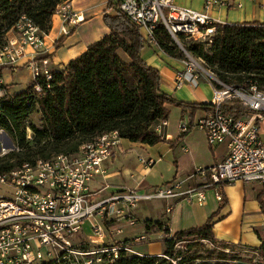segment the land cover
<instances>
[{"label":"built area","instance_id":"2783aa9c","mask_svg":"<svg viewBox=\"0 0 264 264\" xmlns=\"http://www.w3.org/2000/svg\"><path fill=\"white\" fill-rule=\"evenodd\" d=\"M119 11L144 33L148 47H158L156 30L162 26L181 50L184 71L176 76L175 87L197 88L201 80L212 86V112L196 121L212 148L224 146L226 158L214 166L196 168L183 180L140 193L128 187L103 196L102 188L94 192L92 183L106 176L104 164L121 147L117 131L105 133L84 143L75 154H60L49 160H39L0 174V264H113L123 256H143L131 245L146 241V236L120 240L125 229L137 223L136 210L141 202L184 199L204 204L205 191L236 182L264 184V90L257 85L237 86L219 80L201 58L184 46L185 41L211 47L219 28L208 11L220 7L222 0H205L204 11L178 6L175 0H116ZM241 8V5H238ZM62 21L61 34H70L78 24L71 11L70 0H64L55 11ZM228 24V23H227ZM5 38L0 48V60L15 64L30 56L27 68L33 81L38 77L51 79V62L40 58L44 52L45 34L30 20L22 17ZM30 50V52H28ZM1 86V82H0ZM0 95H4L1 92ZM227 103L251 111L235 118L223 110ZM164 121L156 132L165 140ZM189 128L185 122L180 134ZM30 138V135H29ZM7 154V150L2 148ZM188 153V147H183ZM146 168L155 164L140 159ZM199 184H192L194 181ZM94 196L96 199L94 200ZM171 208L167 209V213ZM91 220L90 244L76 238L86 221Z\"/></svg>","mask_w":264,"mask_h":264},{"label":"trees","instance_id":"16d2710c","mask_svg":"<svg viewBox=\"0 0 264 264\" xmlns=\"http://www.w3.org/2000/svg\"><path fill=\"white\" fill-rule=\"evenodd\" d=\"M63 1L0 0V48L5 44L7 33L22 17L48 35L56 8ZM109 12L111 14H106L104 19L111 31L109 35L91 45L66 68L53 69L51 79L38 77L25 90L7 92L0 97V131L7 132L16 146L15 151L0 157V174L25 163L75 154L84 143L114 131L131 143L156 146L165 141L156 127L168 121V106L189 112L192 123L198 114L212 112L211 104L178 102L165 93L159 71L142 58L145 43L139 28L119 11L116 0H110ZM155 38L165 54L176 59L183 57L162 26L156 30ZM184 46L195 57L203 59L224 83L255 84L264 90V24H226L219 28L211 47L205 49L191 41H185ZM223 110L235 118L251 113L230 103L225 104ZM34 114L40 116V127L30 123ZM29 129L33 132L30 138ZM225 186L218 188L220 210L228 204ZM218 215L210 217L202 227L173 236L167 225L147 221V226L154 225L165 234L163 255L123 256L113 264H185V260L191 264L198 261L200 264H253L252 261L264 264V240L259 248L247 249L215 238L214 224ZM180 243L186 248L184 252L176 251ZM208 244L214 249H207ZM237 248L252 253L251 262L244 261L236 253ZM226 249L231 250L227 253Z\"/></svg>","mask_w":264,"mask_h":264},{"label":"crops","instance_id":"0c3cea01","mask_svg":"<svg viewBox=\"0 0 264 264\" xmlns=\"http://www.w3.org/2000/svg\"><path fill=\"white\" fill-rule=\"evenodd\" d=\"M222 1L224 3L222 6H216L208 11L216 21L225 24H264V0ZM204 2L205 0H175L178 6L200 12L204 11ZM109 3L110 0H71V11L78 17V24L70 27L69 35L63 36L62 21L54 15L51 30L44 39V52L41 53L40 58L48 57L51 68L62 70L71 61L84 54L91 45L109 35L111 31L104 20L106 14H111ZM238 5H241V8H238ZM11 34L10 31L9 35ZM141 34L144 35L143 32ZM57 43L59 45L56 47ZM30 58L26 56L13 65L0 60V82L4 87L2 94L23 91L33 82L32 74L27 68ZM142 58L149 66L159 71L162 90L178 102L211 104L212 86L205 79L201 80L197 88L188 85L182 89L175 87L176 76L184 71L181 59L172 58L159 47H148L146 44ZM170 107H167L169 112ZM181 113L185 122V117L190 116V113H183L182 110ZM202 116H204L202 113L198 114L193 123L190 121L189 128L181 134L178 131H168L170 123L167 121L168 126L164 128V133L170 139L156 146L131 143L121 139L120 149L104 164L106 176L94 181L92 184L95 188L92 187V190L96 192L105 188L103 196L123 187L140 193L149 192L175 180L185 179L196 168L211 167L223 161L227 156L226 147H210L205 133L195 127L196 121ZM182 134L185 136L181 137ZM183 147H188L189 152H184ZM134 153H138L136 159ZM141 158L154 160L155 164L152 168H146ZM199 183L200 181L197 180L192 184ZM224 195L228 204L222 210H220L221 202L212 189L205 191V202L202 205L189 203L184 199L141 202L135 212L136 225L126 228L119 238L131 240L146 236V241L133 243L131 247L141 255L162 256L165 250H154L152 240L158 238L164 241L165 234L157 230L154 225L147 226V221L167 225L173 236L181 231L202 227L210 217L219 213L214 224V235L218 241L241 245L247 249L259 248L264 240V184L236 182L224 187ZM168 208H171L169 213H167ZM92 223L90 221L88 227L84 224L82 231L76 237L78 243L90 244L91 239H94Z\"/></svg>","mask_w":264,"mask_h":264},{"label":"rangeland","instance_id":"374dc122","mask_svg":"<svg viewBox=\"0 0 264 264\" xmlns=\"http://www.w3.org/2000/svg\"><path fill=\"white\" fill-rule=\"evenodd\" d=\"M176 45V44H175ZM177 46V45H176ZM169 123H170V126H169V130L170 132H175V131H178V133L180 132L179 130V127L180 125L184 122L183 121V118H182V113H181V110L176 107V106H171L170 107V112H169V119H168ZM190 121H191V118L189 115H187L185 117V123L187 125L190 126ZM30 123L34 124L35 126L37 127H40L41 126V122H40V116L38 114H34L31 118H30ZM199 130V129H198ZM201 131V130H199ZM202 132V131H201ZM27 135H30L31 137H33V132L29 129L27 131ZM13 146H15V143L14 141L11 139L10 136H7V135H4L2 133V131H0V157L5 155L6 153H4L2 151V148L4 147L5 150H7V153H10V152H13ZM16 150V146H15V149L14 151ZM138 153H140V151H138ZM138 153H134V159H136L138 157ZM142 154V153H140ZM145 154H143L144 156ZM91 187H94L95 186L92 184ZM96 199V196H94V200ZM141 204V203H140ZM90 221L91 220H88L86 221L85 224H87L85 227H88V224H90ZM87 231L85 230V235H86ZM172 236V235H171ZM76 238V237H75ZM165 240V239H164ZM152 242L154 243V250H157V249H164L165 250V243L164 241L161 239L159 240L158 238H153ZM148 243V242H147ZM207 249H214V247L210 244H208L207 246ZM140 248V247H139ZM185 246H183L182 243L178 244L177 247H176V251H182L184 252L185 251ZM142 250V249H140ZM231 249H226V252L228 253ZM238 254H240L241 258L244 260V261H250V259H252L254 257V255L252 253H249V252H245V250L243 248H237L236 250ZM234 253V254H236ZM182 259H184V256L182 257ZM186 263L185 264H191L190 261H187L185 260ZM210 262H214V261H210ZM251 262V261H250ZM228 264H236L234 262H227ZM253 264H255L256 262L255 261H252ZM195 264H200V261H198L197 263Z\"/></svg>","mask_w":264,"mask_h":264},{"label":"water","instance_id":"95a60500","mask_svg":"<svg viewBox=\"0 0 264 264\" xmlns=\"http://www.w3.org/2000/svg\"><path fill=\"white\" fill-rule=\"evenodd\" d=\"M2 133H3L4 135H7V136H9V135H8V133H7V132H5V131H2ZM12 149H13V151H14V149H15V146H13V148H12Z\"/></svg>","mask_w":264,"mask_h":264},{"label":"bare ground","instance_id":"6f19581e","mask_svg":"<svg viewBox=\"0 0 264 264\" xmlns=\"http://www.w3.org/2000/svg\"><path fill=\"white\" fill-rule=\"evenodd\" d=\"M4 148V147H3Z\"/></svg>","mask_w":264,"mask_h":264}]
</instances>
